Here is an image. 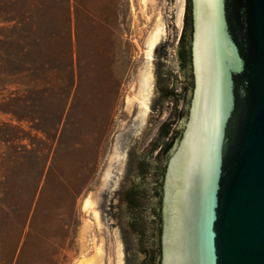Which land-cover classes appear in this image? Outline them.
I'll use <instances>...</instances> for the list:
<instances>
[{
	"label": "rangeland",
	"instance_id": "1",
	"mask_svg": "<svg viewBox=\"0 0 264 264\" xmlns=\"http://www.w3.org/2000/svg\"><path fill=\"white\" fill-rule=\"evenodd\" d=\"M186 1L149 0L144 18L138 0H0V264H78L91 257L115 264L117 242L123 264H136L128 197L143 156L156 149L185 99L171 41ZM96 12L113 26L117 83L103 80L107 70L96 75L92 61H74V13L84 20ZM158 18L164 30L150 59L147 37ZM148 77L143 115L135 97ZM75 91L81 110L91 101L102 112L96 132L103 143L89 179L66 158L74 129L63 133L62 124ZM89 193L97 221L81 210Z\"/></svg>",
	"mask_w": 264,
	"mask_h": 264
},
{
	"label": "water",
	"instance_id": "2",
	"mask_svg": "<svg viewBox=\"0 0 264 264\" xmlns=\"http://www.w3.org/2000/svg\"><path fill=\"white\" fill-rule=\"evenodd\" d=\"M190 8L192 84L128 197L136 264H264V0Z\"/></svg>",
	"mask_w": 264,
	"mask_h": 264
},
{
	"label": "crops",
	"instance_id": "3",
	"mask_svg": "<svg viewBox=\"0 0 264 264\" xmlns=\"http://www.w3.org/2000/svg\"><path fill=\"white\" fill-rule=\"evenodd\" d=\"M96 13L97 16L93 15V17L89 13H86L87 16L84 20H81L74 13L72 20L74 38L76 35L78 36V40L76 36V48L74 47V61H88L89 64L92 61L94 67L98 65L96 75L101 76L102 72L107 70L108 76L104 72L106 77L103 80L109 79L111 82L117 83L118 77L115 74L116 67L114 61L118 60L114 53V44L111 35L113 26L111 22L110 25L107 24V20L101 12ZM82 37L84 38L83 43L81 42ZM75 94L74 106L70 105L65 111L62 124L63 133L67 132L66 130L70 131L72 128L74 129V143H68L66 158L73 157L74 171L77 172V175L80 174V171H86L85 177L89 179L92 176L91 172L95 167L103 143L102 135L96 132V126L102 122V112L96 110L95 106L91 105L92 102L90 100V102L88 101L90 106H86L84 110L82 107L81 110L78 91ZM114 104L115 95L112 94L107 101L108 114L104 118L106 124L111 118ZM68 126L69 128H67ZM64 160L65 157L63 158Z\"/></svg>",
	"mask_w": 264,
	"mask_h": 264
},
{
	"label": "bare ground",
	"instance_id": "4",
	"mask_svg": "<svg viewBox=\"0 0 264 264\" xmlns=\"http://www.w3.org/2000/svg\"><path fill=\"white\" fill-rule=\"evenodd\" d=\"M138 1L140 4V12L139 13H142L143 17L145 18V13H144V11H141V8H142V10H144V6H145L146 2L149 0H138ZM180 8L181 9L178 13V20L179 21L181 20L182 12H183L182 6ZM163 30H164V27H163V24L161 23L160 18L156 19L155 23H154V27H153L152 31L150 32L149 37H147L148 41H147V48H146L147 49L146 50L147 51L146 56L150 59H151L152 52H153L154 48L156 47L157 43L159 42L160 38L162 37ZM146 62H150V61L148 60ZM145 77H147V76L145 75ZM140 84H141V91L138 92L139 95L136 96L137 98L135 97V99H137V102H139L141 113L143 115H145V112L147 110V106H146L147 98L145 100H143V98L145 97V95L143 93H146L148 91L149 84H150L149 77L145 78L142 81V83H140ZM147 94H148V92H147ZM94 202H95V195L93 193H89L82 201L81 210L87 215H92L93 218L95 219V221H97V214L94 210ZM82 239L84 240L83 237H82ZM85 239H86V237H85ZM95 256H97V255H95ZM122 257H123L122 256V248L120 246V243L117 242L115 244V260H116L115 264H123V262H122L123 258ZM78 264H101V261H98L95 257H91L89 259L84 258V259L80 260V262Z\"/></svg>",
	"mask_w": 264,
	"mask_h": 264
},
{
	"label": "flooded vegetation",
	"instance_id": "5",
	"mask_svg": "<svg viewBox=\"0 0 264 264\" xmlns=\"http://www.w3.org/2000/svg\"><path fill=\"white\" fill-rule=\"evenodd\" d=\"M186 6H189L188 13L186 15V18H183L182 16V25L179 31L176 30L174 35L172 36V41L175 43L176 46V55L179 60V64L183 67V71L185 72V80L184 85L188 84L190 86V83L192 84V77H191V70H190V50H189V45H190V34H191V8H190V0L186 1L185 4V11H186ZM190 11V12H189ZM185 15V14H184ZM190 19V22H189ZM177 28V27H176ZM155 54H157V59H159V52L156 50ZM166 55V54H164ZM158 61V60H157ZM182 83V81H180ZM159 81L157 79V84H156V92H159ZM161 93H164L168 95L169 97H177L176 91L174 90H166L163 89L161 90ZM159 97L158 95L155 98V104H158ZM167 131V130H166ZM165 131V132H166ZM167 132L165 133V135ZM170 137V134L168 135ZM166 137V144L165 147L169 146L171 143V139H168ZM161 148V146H160Z\"/></svg>",
	"mask_w": 264,
	"mask_h": 264
},
{
	"label": "trees",
	"instance_id": "6",
	"mask_svg": "<svg viewBox=\"0 0 264 264\" xmlns=\"http://www.w3.org/2000/svg\"><path fill=\"white\" fill-rule=\"evenodd\" d=\"M188 10H189V6L187 7L186 6V11H185V15H184V18H186V15L188 13ZM190 12V11H189ZM189 22H190V19H189ZM170 146V145H169ZM168 147V146H167ZM165 147V149L167 148ZM169 155V154H168ZM163 174H164V171L163 173H161V176L160 178L157 180V183L155 185V193L157 195V209H156V217H155V223H156V226H157V231H158V241H159V237H160V232H161V221H160V201H161V195H162V190H161V185H162V179H163ZM158 245V244H157ZM157 252H159V255H158V258L157 260H159V257H160V247L159 249L157 250Z\"/></svg>",
	"mask_w": 264,
	"mask_h": 264
}]
</instances>
